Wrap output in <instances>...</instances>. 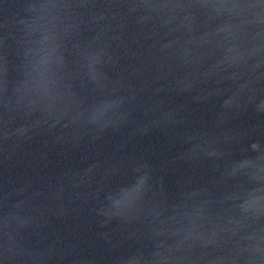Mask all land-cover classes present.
I'll return each mask as SVG.
<instances>
[{
  "label": "water",
  "instance_id": "obj_1",
  "mask_svg": "<svg viewBox=\"0 0 264 264\" xmlns=\"http://www.w3.org/2000/svg\"><path fill=\"white\" fill-rule=\"evenodd\" d=\"M0 264H264V0H0Z\"/></svg>",
  "mask_w": 264,
  "mask_h": 264
}]
</instances>
